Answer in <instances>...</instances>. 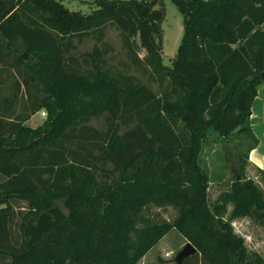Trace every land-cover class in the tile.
Here are the masks:
<instances>
[{
	"label": "trees",
	"instance_id": "obj_1",
	"mask_svg": "<svg viewBox=\"0 0 264 264\" xmlns=\"http://www.w3.org/2000/svg\"><path fill=\"white\" fill-rule=\"evenodd\" d=\"M172 1L184 30L166 65L157 0H91L89 14L63 0H0L2 47L38 88L33 102L43 94L33 111L48 110L41 126L0 133V203L12 206L0 210V264H137L172 229L198 250L182 264H264L232 225L264 222V193L246 175L259 142L251 115L264 84V0ZM109 24L158 95L108 64ZM92 33L100 45L80 61L73 39ZM100 117L104 128L90 125ZM212 132L251 141L246 152L227 146L233 174L213 202L202 164ZM152 201L178 217L140 228Z\"/></svg>",
	"mask_w": 264,
	"mask_h": 264
},
{
	"label": "rangeland",
	"instance_id": "obj_2",
	"mask_svg": "<svg viewBox=\"0 0 264 264\" xmlns=\"http://www.w3.org/2000/svg\"><path fill=\"white\" fill-rule=\"evenodd\" d=\"M90 1L63 0V3L71 11L89 14L92 7L87 2ZM156 8L163 11L160 28L163 36L164 64L171 65L172 60L177 55L183 36V16L172 0H157ZM104 41L112 46L106 57L109 65L138 77L153 94H159L158 84L142 70L133 66L128 58L120 30L116 26L109 24L106 27ZM73 43L72 53L80 61L85 55L92 52L96 45H100L95 33L86 35L82 39L76 37L73 39ZM140 54L144 56L145 51L142 49ZM16 57L15 53H8L2 47V41L0 40V133L6 135H10L19 123L36 128L41 126L48 117V110L45 107L33 111V108L43 103V94L40 91L39 102H33L30 94L38 92V88L32 83L29 86L24 85V82L28 79V74L24 66L17 63ZM43 111L46 112L45 116L42 115ZM90 125L99 129L104 128V118H93ZM250 143V139L244 140L243 138L226 142L214 132L210 134L209 140L202 151V164L210 174L209 197L211 202L215 201L223 191L229 188L235 162L229 161L231 153L227 149L232 150L233 147L239 144L241 151L246 152ZM227 146L229 147L227 148ZM253 159H255L254 156ZM246 175L252 177L264 193V178L258 169H249L248 161ZM59 205L64 209L63 203ZM11 208L12 206L9 203H0L1 211ZM232 208L233 206L229 205L225 218H229ZM178 215L179 209L176 206L171 204L160 205L152 201L143 207L138 226L144 228L150 225L174 222ZM232 225L235 232L244 239L248 252H257L264 258V222L260 223L249 217H239L232 219ZM187 243L188 241L181 233L176 229H172L137 264H177L175 258Z\"/></svg>",
	"mask_w": 264,
	"mask_h": 264
},
{
	"label": "crops",
	"instance_id": "obj_3",
	"mask_svg": "<svg viewBox=\"0 0 264 264\" xmlns=\"http://www.w3.org/2000/svg\"><path fill=\"white\" fill-rule=\"evenodd\" d=\"M262 29L264 30V23ZM251 127L259 142L254 149L249 151L248 167L252 170H264V84L259 87L252 105ZM253 156L255 159H253Z\"/></svg>",
	"mask_w": 264,
	"mask_h": 264
},
{
	"label": "water",
	"instance_id": "obj_4",
	"mask_svg": "<svg viewBox=\"0 0 264 264\" xmlns=\"http://www.w3.org/2000/svg\"><path fill=\"white\" fill-rule=\"evenodd\" d=\"M197 251V248L191 242H188L184 246V248L180 252H178L175 261L177 262V264H182L183 260L186 257L197 253Z\"/></svg>",
	"mask_w": 264,
	"mask_h": 264
},
{
	"label": "built area",
	"instance_id": "obj_5",
	"mask_svg": "<svg viewBox=\"0 0 264 264\" xmlns=\"http://www.w3.org/2000/svg\"><path fill=\"white\" fill-rule=\"evenodd\" d=\"M42 115H44V116H45V115H46V112H45V111H43V112H42Z\"/></svg>",
	"mask_w": 264,
	"mask_h": 264
}]
</instances>
